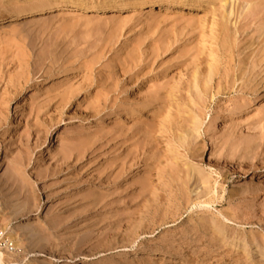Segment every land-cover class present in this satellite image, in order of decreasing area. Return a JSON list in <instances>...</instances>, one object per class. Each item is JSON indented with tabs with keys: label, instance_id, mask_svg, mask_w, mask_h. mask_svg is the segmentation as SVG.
<instances>
[{
	"label": "rangeland",
	"instance_id": "rangeland-1",
	"mask_svg": "<svg viewBox=\"0 0 264 264\" xmlns=\"http://www.w3.org/2000/svg\"><path fill=\"white\" fill-rule=\"evenodd\" d=\"M183 4L0 21L7 262L264 264V0Z\"/></svg>",
	"mask_w": 264,
	"mask_h": 264
},
{
	"label": "bare ground",
	"instance_id": "bare-ground-1",
	"mask_svg": "<svg viewBox=\"0 0 264 264\" xmlns=\"http://www.w3.org/2000/svg\"><path fill=\"white\" fill-rule=\"evenodd\" d=\"M39 0H26L24 5L18 10H12L5 14H0V21L7 19H17L23 15L32 14L36 12H43L46 10L54 8H76L80 10H94V9H105V8H114V9H123L129 10L141 5H153L161 7L171 8L182 6L184 0H41L45 2L35 3ZM15 127L14 122H10V125L6 130ZM242 184H238V188L232 190V193L235 191L241 190ZM0 251V264H13L6 261V256L12 255ZM112 262L118 264H134L137 262H144L145 264L155 263L159 260V253H146L138 251L136 249H130L125 253L118 254L109 258ZM39 263L46 264V260H38ZM15 264V263H14Z\"/></svg>",
	"mask_w": 264,
	"mask_h": 264
},
{
	"label": "built area",
	"instance_id": "built-area-1",
	"mask_svg": "<svg viewBox=\"0 0 264 264\" xmlns=\"http://www.w3.org/2000/svg\"><path fill=\"white\" fill-rule=\"evenodd\" d=\"M14 243L6 236V234L0 230V251H6L11 253L14 250Z\"/></svg>",
	"mask_w": 264,
	"mask_h": 264
}]
</instances>
